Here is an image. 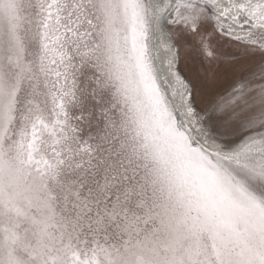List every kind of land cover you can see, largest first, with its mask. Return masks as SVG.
Listing matches in <instances>:
<instances>
[{
	"label": "snow or ice",
	"instance_id": "obj_1",
	"mask_svg": "<svg viewBox=\"0 0 264 264\" xmlns=\"http://www.w3.org/2000/svg\"><path fill=\"white\" fill-rule=\"evenodd\" d=\"M0 264H264V0H0Z\"/></svg>",
	"mask_w": 264,
	"mask_h": 264
},
{
	"label": "rangeland",
	"instance_id": "obj_2",
	"mask_svg": "<svg viewBox=\"0 0 264 264\" xmlns=\"http://www.w3.org/2000/svg\"><path fill=\"white\" fill-rule=\"evenodd\" d=\"M222 47L225 52H230L239 55L242 52V46L235 42H222ZM180 60L177 64V69L181 75L186 78L193 89L194 102L203 106L202 101L205 96V87L202 80V69L198 61H192L191 58L184 54L181 49Z\"/></svg>",
	"mask_w": 264,
	"mask_h": 264
},
{
	"label": "bare ground",
	"instance_id": "obj_3",
	"mask_svg": "<svg viewBox=\"0 0 264 264\" xmlns=\"http://www.w3.org/2000/svg\"><path fill=\"white\" fill-rule=\"evenodd\" d=\"M221 2L222 3H227L228 0H221ZM159 44H160L159 62L162 65V73L161 74L164 75L165 73L168 72V69H167V60L172 55V53H169V52H166V51L163 50L162 41L159 42ZM175 71H178L179 72V70L177 69V64L175 66ZM180 75H181V73H180ZM170 81H171V77H170Z\"/></svg>",
	"mask_w": 264,
	"mask_h": 264
}]
</instances>
